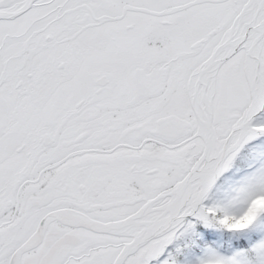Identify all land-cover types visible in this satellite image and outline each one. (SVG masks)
<instances>
[{"label": "snow or ice", "instance_id": "1", "mask_svg": "<svg viewBox=\"0 0 264 264\" xmlns=\"http://www.w3.org/2000/svg\"><path fill=\"white\" fill-rule=\"evenodd\" d=\"M0 264H264V0H0Z\"/></svg>", "mask_w": 264, "mask_h": 264}]
</instances>
